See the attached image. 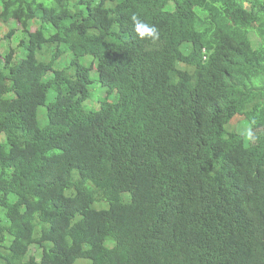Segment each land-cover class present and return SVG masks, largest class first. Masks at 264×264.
Masks as SVG:
<instances>
[{
    "label": "trees",
    "instance_id": "obj_1",
    "mask_svg": "<svg viewBox=\"0 0 264 264\" xmlns=\"http://www.w3.org/2000/svg\"><path fill=\"white\" fill-rule=\"evenodd\" d=\"M0 32V264H264L234 127L264 129V0H0ZM95 66L118 100L89 110Z\"/></svg>",
    "mask_w": 264,
    "mask_h": 264
},
{
    "label": "rangeland",
    "instance_id": "obj_2",
    "mask_svg": "<svg viewBox=\"0 0 264 264\" xmlns=\"http://www.w3.org/2000/svg\"><path fill=\"white\" fill-rule=\"evenodd\" d=\"M10 25L12 27L17 26V24H15L13 22H10ZM10 25L9 24H3L2 25L3 33H8L10 31V29H11ZM32 29L35 30V27H33ZM3 33L0 32V35L4 36ZM251 36H252V40L254 41L255 46L258 45V43H260V41L257 38V36L254 33L251 34ZM8 41H9V39H7L6 41L0 42V62L3 61V59H4V53H5L6 48L9 47ZM15 44H17V43H16L15 39H13L12 45H15ZM1 45H3V46H1ZM91 59H92L91 57L86 56L85 58H83L82 62L85 65H89L91 63ZM69 60H70V56L68 58H66V60L64 62L58 63V67L66 66L68 64ZM92 76H93V83L89 87L90 97L84 102L85 108L89 109V110L99 109L101 107L102 100H105V99L107 101H110V102H116L118 100V92L113 91L110 94L107 93L108 89L105 86H102L100 84V82L98 81L97 66H95V68L93 69ZM45 123H46V108L42 107L40 110V113H39V124L41 126H44ZM248 125L249 124L247 123V121L245 119L235 120V122H234V127L240 133H242ZM253 132H254L255 139L253 141H247L246 140L247 145L255 144L261 138H264V129L263 128L253 129ZM0 135H1L0 139L4 140L5 134H0ZM33 251H36L35 247H33ZM85 261H87L89 264H92V261L89 259H79L76 264H87V262H85Z\"/></svg>",
    "mask_w": 264,
    "mask_h": 264
},
{
    "label": "clouds",
    "instance_id": "obj_3",
    "mask_svg": "<svg viewBox=\"0 0 264 264\" xmlns=\"http://www.w3.org/2000/svg\"><path fill=\"white\" fill-rule=\"evenodd\" d=\"M131 20L135 25V32L140 39L150 40L153 44L159 42L161 33L157 26L141 19L138 13H134L131 16ZM241 134L247 141H253L255 139L253 128L251 125H248Z\"/></svg>",
    "mask_w": 264,
    "mask_h": 264
}]
</instances>
